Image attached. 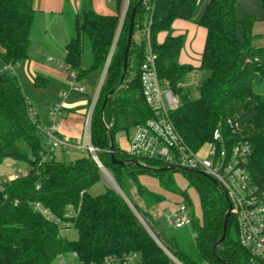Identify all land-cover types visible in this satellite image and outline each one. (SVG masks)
I'll use <instances>...</instances> for the list:
<instances>
[{"label":"trees","instance_id":"obj_1","mask_svg":"<svg viewBox=\"0 0 264 264\" xmlns=\"http://www.w3.org/2000/svg\"><path fill=\"white\" fill-rule=\"evenodd\" d=\"M121 1L116 0L117 7ZM138 1L127 68L121 78L131 8ZM198 1L128 0L120 25L119 15H100L81 5L74 18L75 36L65 45V61L77 72V80H81L91 71L102 70L114 43L90 115V142L117 186L126 193L130 181L148 208L164 200L159 193L161 188L182 196L174 204L184 202L193 213L191 199L175 184L174 173L180 172L187 186L193 188L199 205L198 217L192 214L194 237L186 244L164 237L174 256L183 264H252L254 258L240 245L232 216L228 218L224 239L213 248L222 235L227 203L224 192L209 176L177 167L150 170L148 167L157 169L165 165L158 160L134 157L114 141L116 131L133 127L152 115L142 97L139 80L148 24L158 78L166 81L179 99L170 118L182 140L196 150L211 139L216 126L226 138L247 139L251 152L246 167L255 182L264 187V94L258 93L264 87V45H252L250 38L256 17L246 14L238 20L236 0H207L197 20L206 29L197 67L178 62L182 35L168 34L161 43L156 39L158 32L170 29L173 20H191ZM258 2L264 13V0ZM33 19L32 0H0V164L12 159L28 168L27 174L0 183V264H51L58 255L71 252L82 264H100L107 255L122 257L134 252L140 256L138 264H167L161 248L118 193L109 188L102 194L89 193L100 177L91 156L57 160L44 149L43 134L31 122L32 110L19 80L1 69L4 64L14 65L26 57ZM237 25L242 39L237 36ZM85 38L90 44L92 61L82 69ZM194 70L206 75L198 83V96L191 98L184 92L183 84ZM131 71L133 75L128 77ZM43 80L37 76L33 85L42 87ZM109 133L113 155L124 164L111 161ZM129 159L147 167L128 164ZM144 174L156 178L158 191L140 182L138 175ZM32 203H39L68 222L69 228L76 229V238L67 240L56 222L34 210ZM132 204L137 210V205ZM67 206L75 209L74 215H65Z\"/></svg>","mask_w":264,"mask_h":264},{"label":"built area","instance_id":"obj_2","mask_svg":"<svg viewBox=\"0 0 264 264\" xmlns=\"http://www.w3.org/2000/svg\"><path fill=\"white\" fill-rule=\"evenodd\" d=\"M144 3L147 0H143ZM128 0L124 1L121 24L126 11ZM119 24V25H120ZM145 53L139 66V80L142 97L152 112L150 118L134 125L133 134L129 138V153L134 157L148 158L161 161L165 166L172 165L181 169L192 170L214 179L230 202V216L234 218L237 227V238L254 258L252 264H264V187L258 185L246 167L251 145L247 139L232 140L224 137L220 128L216 126L211 134V139L206 141L198 149L192 150L180 137L175 128L170 113L179 105V99L168 87L166 81L158 78L155 53L151 50L148 38V24L145 26ZM13 64H4L1 69L13 74ZM194 76V73H190ZM69 90L83 93L85 88L77 80V72L70 71ZM98 84L92 102L85 117V129L82 142L69 140L58 133V117L61 112V104H54L48 113L47 123L41 125L31 108L30 119L43 134V147L48 156H54L55 151L61 147L73 150H86L96 162L99 169L104 166L99 162L95 154L96 149L91 145L89 136V121L93 105L96 101L99 87ZM62 96L66 92L61 93ZM232 126V123L228 121ZM235 130V129H233ZM28 168L17 169L15 166L10 170L11 177L0 179V183L12 180L20 175H25ZM34 210L40 211L47 219L53 220L59 226L60 234L69 228V223L61 221L39 203H32ZM133 214L138 212L127 203ZM137 218V216H136ZM164 222L172 228L191 227L192 213L184 202L174 204L168 212L162 213ZM139 221V220H138ZM140 223V221H139ZM142 225V223H140ZM143 228L152 240L161 248L168 259L167 264H183L160 241L148 225ZM191 235L194 233L191 230ZM75 260L79 261L76 253H69ZM66 255H58L51 264H70ZM139 254L136 252L118 257L107 255L100 264H138ZM80 262V261H79ZM81 263V262H80ZM82 264V263H81Z\"/></svg>","mask_w":264,"mask_h":264},{"label":"crops","instance_id":"obj_3","mask_svg":"<svg viewBox=\"0 0 264 264\" xmlns=\"http://www.w3.org/2000/svg\"><path fill=\"white\" fill-rule=\"evenodd\" d=\"M32 4L34 19L29 33L27 55L14 64L13 74L19 80L21 89L41 125L47 123L50 108L54 104H61L58 133L69 140L82 142L85 117L97 86L101 82L102 74L98 84L96 76L92 77V75L95 72L100 73L99 70L89 72L80 80V83L85 86V90L90 83V94L78 96V94H83L85 90L83 93L70 91L69 73L72 68L65 61V45L75 36L74 18L81 5L100 15L117 14L120 22L124 2L121 1L119 7H117L116 0H32ZM199 16L193 15L189 21L175 19L168 31H160L156 37L158 43H161L168 34L173 36L182 35L183 43L178 62L193 67H197L200 63L206 35V29L197 23ZM257 18L261 19L260 17ZM262 18H264V15H262ZM90 63L86 67L82 68L81 66V68H87ZM132 75L131 71L128 77ZM37 76L44 79L42 87L37 88L33 85V81ZM29 84L32 88H28ZM62 92H66V95L62 96ZM72 92L74 94H71ZM70 151L68 148L61 147L55 151L54 156L57 160H65V156ZM147 181H149V178L142 183L147 186V183H150ZM161 204L159 209L162 216L164 211L161 209ZM67 208L72 207L67 206ZM65 215H67L66 210Z\"/></svg>","mask_w":264,"mask_h":264},{"label":"rangeland","instance_id":"obj_4","mask_svg":"<svg viewBox=\"0 0 264 264\" xmlns=\"http://www.w3.org/2000/svg\"><path fill=\"white\" fill-rule=\"evenodd\" d=\"M122 1L124 2L125 0H122ZM206 1L207 0H199L198 1L197 5L195 7V10L193 12L194 16H199V14L203 8V5ZM246 14H251V15H254L256 17V20L254 21V23L252 24L251 29H250L251 44L254 46L264 45V18H262V15H264V13H262V10L260 8L258 0H236L235 15H236L237 19L238 20L241 19V17L243 15H246ZM257 17H260L261 19H258ZM238 25H237V36L239 39H242V33H241V30H240ZM119 29L120 28L118 27V29L116 31L114 42L116 41V38L118 36ZM137 35H138V33H137ZM113 47H114V43H113V46H112L109 54H112ZM90 53H91L90 52V44H89V41L85 38L84 39V49H83V59H82V65H81L82 68L86 67L87 64L89 62H91V54ZM110 57H111V55H110ZM106 62H107V60H106ZM105 64H104L102 70L101 71L99 70L100 73L95 72L92 75V77L96 76L97 84H98L99 79L101 78V74H102V77H104L106 67H107V66H105ZM107 65H108V63H107ZM205 75H206V73L204 71L196 70L194 72V76L189 75L184 79V84H183L184 92H186L189 95V97L196 98L198 96V83L200 82V80ZM24 84H25V82H24ZM23 86H25V85H23ZM28 88H32L31 84H29ZM84 88H85V86H84ZM90 92H91V89H90V83H89L86 86L85 92L83 94H78V96H85L86 94L87 95L90 94ZM258 93L264 94V87H262L258 91ZM71 94H74V92H72ZM59 117H60V115H59ZM84 129H85V124H84ZM133 130H134V127H129L126 130H118L114 133L115 143L117 144V146L119 148H121L125 152L129 151V138L133 134ZM83 137H85V136H83ZM69 150H71V151L68 155L65 156V160L66 159L69 160L70 158L75 159L79 155L91 156V154H88L86 152V150H80V149L77 151L73 150V149H69ZM14 166L17 169H24L25 167H27V165L23 162L15 161L12 159H5L0 164V179L10 178L11 177L10 170ZM99 175H100L99 180L97 182H95L90 187L89 193L94 196V195L102 194L106 190V188H109V189L115 191L116 193H118L123 198V200L126 203L130 204L132 207H133L132 203L136 204L138 209H139V210L137 209L138 212L136 213L137 219L140 221V223H142V225L143 224L148 225L149 228L155 233L157 238L166 244V247L172 252V254H173V251L170 248L167 241L164 239V237L165 238H171L174 241L177 240L181 244H186V243L191 242V240H192V235H191L192 229H191V227H190V229L187 226L176 229V228H172V227L168 226L164 222V220L162 219V216L160 214V209H159V205L161 204V202L158 203L157 205H154V206H151L148 208L145 206L142 199L137 196L136 191H135V186L132 183H130V181H128V188H127L126 193H124L117 186L112 174L110 173V171L108 169H106L105 167L99 169ZM145 177H147V178H145ZM173 177H174L175 184L182 191H185L187 193V197L191 199L192 212H193L192 214L195 217L196 216L198 217L199 205H198L196 193L194 192L193 188H190L187 186V180L183 177V175L180 172L174 173ZM148 178H149V181H147V182H150V183H147V187L149 189L158 191L159 190L158 185H157L158 182H157L155 177L147 175V174L138 175V179L140 180L141 183L143 181H145V179H148ZM143 185L146 186V184H143ZM159 193H162V195H164V200L162 201L163 203L161 204V209H162V211H165V212H168L170 210V208H172L174 206V203L176 202V200L182 199V196H180L176 193H172V192L162 190L161 188L159 190ZM141 211L145 214H143ZM74 213H75V209H72V208L66 209L67 216H69V215L72 216V215H74ZM154 220H157V221L155 222ZM62 235H64V237L67 240H73L76 238L77 232H76V229H74L73 227H70V228L63 230ZM66 258H67L66 260L70 264H81L79 261L75 260V258H73L70 254H68Z\"/></svg>","mask_w":264,"mask_h":264},{"label":"water","instance_id":"obj_5","mask_svg":"<svg viewBox=\"0 0 264 264\" xmlns=\"http://www.w3.org/2000/svg\"><path fill=\"white\" fill-rule=\"evenodd\" d=\"M140 3V1L136 2L132 8H131V15H130V19H129V23H128V29H127V34H126V44H125V47H124V51H123V56H122V76L121 78L123 77V74L125 73L126 71V68H127V60H128V50H129V45H130V42H131V38H132V30H133V22H134V14H135V10L138 6V4ZM120 28V27H119ZM110 55L107 57V62L105 64V66H107V63L109 61V58H110ZM104 105V103L102 104ZM109 139H110V149H109V152H110V157H111V161L112 162H116V163H119V164H124V161L122 160H116L114 155H113V151H112V142H113V139H112V136L111 134L109 133ZM127 163L128 164H134V165H141V166H144V167H147L146 165H142L140 164L138 161L134 160V159H129L127 160ZM150 170H159V171H165L167 169H173L175 168L174 166L172 165H168V166H163L161 168H150L148 167ZM183 170H188V169H183ZM215 184H217V182L212 179L211 177H209ZM218 185V184H217ZM219 186V185H218ZM220 187V186H219ZM223 191V190H222ZM224 192V191H223ZM225 194V193H224ZM225 199H226V203H227V210L225 212V216H224V221H223V229H222V235L220 237V239L217 241V243H215L213 245V248L219 244L225 237V233H226V228H227V221H228V218L230 217V202L228 201V198L227 196L225 195Z\"/></svg>","mask_w":264,"mask_h":264}]
</instances>
